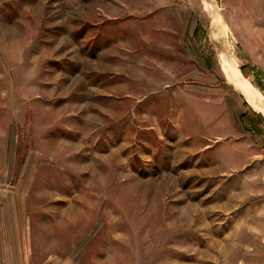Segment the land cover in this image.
Listing matches in <instances>:
<instances>
[{
  "label": "rangeland",
  "instance_id": "374dc122",
  "mask_svg": "<svg viewBox=\"0 0 264 264\" xmlns=\"http://www.w3.org/2000/svg\"><path fill=\"white\" fill-rule=\"evenodd\" d=\"M222 54L264 98V0H0L10 245L36 264H264V105Z\"/></svg>",
  "mask_w": 264,
  "mask_h": 264
},
{
  "label": "bare ground",
  "instance_id": "6f19581e",
  "mask_svg": "<svg viewBox=\"0 0 264 264\" xmlns=\"http://www.w3.org/2000/svg\"><path fill=\"white\" fill-rule=\"evenodd\" d=\"M208 7V6H207ZM217 31L212 30L211 37L217 39ZM220 39V38H219ZM221 69L227 81L244 97L246 103L255 111L263 112L264 98L253 89L247 80L237 71L235 64L228 62L225 55H221Z\"/></svg>",
  "mask_w": 264,
  "mask_h": 264
},
{
  "label": "crops",
  "instance_id": "0c3cea01",
  "mask_svg": "<svg viewBox=\"0 0 264 264\" xmlns=\"http://www.w3.org/2000/svg\"><path fill=\"white\" fill-rule=\"evenodd\" d=\"M14 233V231L10 230H0V264H36L32 260V253L29 245L30 239H26L27 245L23 247L16 246L15 244L10 245L12 238L14 237L15 239L16 235H14ZM27 238H29V236ZM18 239H20L19 235ZM17 242L19 243V241ZM43 264H50V262L45 261Z\"/></svg>",
  "mask_w": 264,
  "mask_h": 264
}]
</instances>
